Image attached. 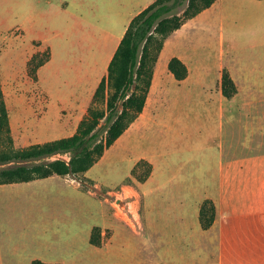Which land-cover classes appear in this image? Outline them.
<instances>
[{"label": "rangeland", "instance_id": "obj_1", "mask_svg": "<svg viewBox=\"0 0 264 264\" xmlns=\"http://www.w3.org/2000/svg\"><path fill=\"white\" fill-rule=\"evenodd\" d=\"M63 1L0 0V81L16 148L75 132L106 74L112 37L110 47L92 45L110 35V0ZM217 10L221 19L211 33L194 24L181 38L189 39L185 47L192 57L186 79L176 80L165 64L167 52L162 55L155 122L123 132L91 166L93 181L79 174L120 212L130 203H154L159 210L160 203H220L223 180L226 203L253 204L245 212L264 218V0H217ZM122 18L111 23L115 34ZM223 68L239 86L230 98L221 93ZM91 90L88 103L76 112L82 117L78 123L57 119L62 93L84 98ZM141 157L152 164L145 181L150 166L135 165ZM138 186L143 198L135 192ZM37 190L36 197L0 195V228L35 238L32 242L47 250L61 245L69 231L81 230L76 209L88 212L93 206L86 204L92 203L88 196L84 203H47L41 199L50 192ZM114 224L116 231L128 227L118 218Z\"/></svg>", "mask_w": 264, "mask_h": 264}, {"label": "crops", "instance_id": "obj_2", "mask_svg": "<svg viewBox=\"0 0 264 264\" xmlns=\"http://www.w3.org/2000/svg\"><path fill=\"white\" fill-rule=\"evenodd\" d=\"M152 1L154 0L109 1L107 7L110 24L106 28L110 35H104L103 40L98 38L96 43L94 39L92 45L98 49L110 47L108 39L112 37L111 51L104 61L105 69L131 18ZM63 2L67 3L65 0ZM118 16L123 17L122 27L115 34L116 27L111 23L117 24ZM220 19L216 0L166 37L154 65L144 107L124 133L139 130L148 121L155 122L154 115L161 92L157 89L156 72L164 52H167L166 65L172 56H177L187 65L189 75L192 57L191 50L185 47L189 44V39L188 42L181 41L187 34V27L190 25L195 28L196 24L199 31L208 35L214 23ZM94 25L97 26L96 23ZM178 43L180 47H177ZM100 76V73L96 75V83ZM75 94L70 92L66 97L64 93L60 95L57 107L59 121L77 122L82 118L76 112L88 103L92 90L84 98ZM90 169L91 167L82 174L92 180L88 175ZM150 175L151 172L145 180ZM56 181L66 183L60 185ZM95 186L100 188L97 183ZM37 188L50 192L47 194L51 195L50 198L41 199L47 203H84L83 197L88 196L92 203L86 204L92 205L93 210L85 212L84 207L76 209V217L82 224L81 230L69 231L61 245L53 244L47 250L38 248L32 242L35 238L32 240L31 237L0 228V264H31L35 258L62 264H264V226L261 225L264 224V218L245 212L253 209V204L226 203L223 180L220 203H214L215 217L207 228L202 227L199 211L197 213L196 207L200 203H193L192 206L189 203H160L163 210L156 209L154 203H130L129 210L120 212L107 196H101L87 188L69 174H52L29 181L2 183L0 195L18 196L23 193L36 197L40 191ZM135 192L138 197L143 198L139 186L135 187ZM134 201L138 199L135 198ZM115 218L128 227L116 231ZM93 227L100 228L101 242L98 245L90 242Z\"/></svg>", "mask_w": 264, "mask_h": 264}, {"label": "trees", "instance_id": "obj_3", "mask_svg": "<svg viewBox=\"0 0 264 264\" xmlns=\"http://www.w3.org/2000/svg\"><path fill=\"white\" fill-rule=\"evenodd\" d=\"M215 1L154 0L135 14L108 62L106 74L93 92L86 116L81 119L75 132L68 136L14 147L0 81V184L29 181L52 174H69L85 186L94 188L91 181L81 178L79 174L89 169L142 111L164 40ZM167 68L176 80L188 75L187 65L177 56L168 60ZM237 91L229 70L223 68L222 95L230 98ZM100 103L102 105H98ZM63 153L68 154L67 159L57 156ZM141 161L147 160L141 158L135 165ZM148 163L150 167L142 176L143 180L152 169L151 163ZM214 216V203L205 199L199 207L202 227H209ZM90 242L100 244L99 227H93ZM31 264L62 263L35 258Z\"/></svg>", "mask_w": 264, "mask_h": 264}]
</instances>
